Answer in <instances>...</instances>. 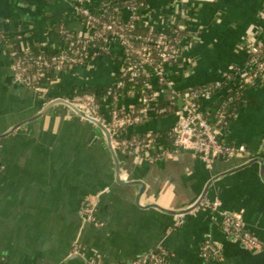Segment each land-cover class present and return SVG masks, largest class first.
I'll return each mask as SVG.
<instances>
[{"label":"crops","instance_id":"1","mask_svg":"<svg viewBox=\"0 0 264 264\" xmlns=\"http://www.w3.org/2000/svg\"><path fill=\"white\" fill-rule=\"evenodd\" d=\"M184 9L189 15L181 17V23L199 34L197 41L190 42L187 61L181 67H168L181 94L242 66L247 59L244 44L264 32V0H152L149 5L155 15L173 18ZM61 23L73 33L84 32L67 3L0 0V136L30 121L0 140V264H86L84 258L72 255L76 244L87 258L104 264L134 261L162 244L171 256L168 264H264V248L250 249L227 237L221 230L222 217L198 210L183 215L176 225L180 216L174 214L195 204L208 189L206 200L219 201L226 213L240 214L247 229L264 244L260 162L223 176L246 162L217 160L207 169L190 152L153 163L118 154L119 182L106 136L95 124L64 104L34 119L50 99L89 92L102 96L122 68L123 52L115 46L111 56L96 59L91 68L53 73L46 82L45 99L21 85L1 33L12 36L23 31L31 42L57 52L65 46L54 33ZM153 84L162 106L174 101L172 91L156 80ZM247 96V104L223 137L246 146L256 159L263 156L264 147V80ZM136 102L129 96L121 99L125 108L137 106ZM176 122L173 113L154 115L130 129L128 137L165 136ZM166 145L165 140L157 144ZM98 193L99 225L95 226L82 220L80 206ZM206 238L221 246L222 260H202L200 249Z\"/></svg>","mask_w":264,"mask_h":264},{"label":"built area","instance_id":"2","mask_svg":"<svg viewBox=\"0 0 264 264\" xmlns=\"http://www.w3.org/2000/svg\"><path fill=\"white\" fill-rule=\"evenodd\" d=\"M46 1L67 3L84 25V32L73 33L65 24L58 25V33L65 46L57 52H48L44 44L31 42L30 35L23 31L12 36L2 32L1 39L12 72L21 85L45 99L48 96L46 82L53 73L72 71L82 66L91 68L96 59L111 56L113 48L117 46L123 52L122 68L116 83L101 97L79 93L71 98L50 99L48 103L64 100L98 121L110 134L112 151L117 156L122 154L134 161L143 159L153 163L171 159L181 152H190L201 159L207 169H212L217 160L239 158L247 163L255 159L246 146L228 143L224 139V111L216 115L215 124L207 119L209 107L205 103L213 104L223 90L233 87L225 82L231 80L228 74L234 73L235 69L215 81L190 87L185 94L177 92L176 83L169 77L168 67H181L187 61L185 54L190 42L198 40L199 33L188 29L180 21L181 17H188V10H180L181 16L173 18L155 15L149 10L152 0ZM244 49L250 57L249 62L237 70L236 75L242 79L243 86L260 83L264 80V32L255 33L244 44ZM34 50H38L37 53ZM194 64L191 62L190 65ZM154 80L174 93L175 99L168 106L172 108L170 113L176 116L177 122L165 136L147 133L142 137L130 138V129L145 124L154 115L160 117L169 114L167 107H160ZM128 85L133 86V89L127 91ZM137 87L141 90H137ZM126 91V96L136 99L137 106L125 108L121 104ZM161 140H165L167 145L158 147ZM261 153L264 159V147ZM2 169L0 156V171ZM100 197L98 193L82 201L80 213L85 223L99 225L97 208ZM198 210L209 211L213 217H222L221 230L227 237L250 249L264 248L261 240L247 229L242 216L224 212L219 201L204 199L193 211ZM183 215H178L180 220L176 225L180 224ZM72 255L84 258L86 264H104L98 259L87 258L78 244L74 245ZM200 256L204 262L220 261L223 250L211 238H206L201 245ZM170 257L162 244L154 253L144 254L134 261L111 264H168Z\"/></svg>","mask_w":264,"mask_h":264},{"label":"trees","instance_id":"3","mask_svg":"<svg viewBox=\"0 0 264 264\" xmlns=\"http://www.w3.org/2000/svg\"><path fill=\"white\" fill-rule=\"evenodd\" d=\"M55 33V37H60L58 34V32L54 31ZM38 50H34L35 53H37ZM249 56L247 55V59L244 62V64L242 66H236L234 69V73H229L228 75H230L231 80L226 81L225 84L227 85L228 83L232 84L233 87L232 88H228L225 89L221 92V94L219 95V97L217 98V100L211 104V106L209 107V112L207 115V119L209 120L210 123L215 124L216 123V115L220 112V111H224L226 113V117H225V124H224V129L227 130L231 124V122L234 120L235 116L237 115V113L243 109L245 107V105L247 104V100H248V96H247V92L248 90H250L251 88H256L259 83L253 84V85H244L241 83L242 79L239 78L236 73L238 72L237 70L242 69L243 67L247 66V63L249 62ZM142 86L139 85V87ZM136 88V87H135ZM133 89V86L128 85L126 90H130ZM137 90H141V88L137 87ZM124 93V96H126L127 94ZM90 94H94V92H89ZM104 94V93H102ZM97 97H101L98 96V94H94ZM160 107H167L168 108V113H170L172 111V108L170 106H160Z\"/></svg>","mask_w":264,"mask_h":264},{"label":"water","instance_id":"4","mask_svg":"<svg viewBox=\"0 0 264 264\" xmlns=\"http://www.w3.org/2000/svg\"><path fill=\"white\" fill-rule=\"evenodd\" d=\"M57 104H65V105L69 106V107H70V108H71V109H72V110H73V111H74L79 117H81V118H83V119H86V120L92 122L93 124H95L97 127H99V128L104 132V134H105V136H106L107 143H108V147H109V149L112 151V149H111V138H110V134L108 133V131H107V130H106V129H105V128H104V127L98 122V121H96L95 119H93V118L87 116L85 113L79 111V110L76 109L72 104H70V103H68V102H65L64 100H55V101H53V102L48 103V104L45 106V108H44V109H43V110H42V111H41V112H40V113H39L34 119H36V118L42 116V115L45 114V113H46L51 107H53L54 105H57ZM34 119H32V120H34ZM28 122H30V121H28ZM28 122H27V123H28ZM27 123H23V124H21V125H18L17 127H15L14 129H12V130H11L9 133H7L6 135L0 136V140L3 139V138L6 137V136L12 134V133H13L14 131H16L18 128H20L21 126H23V125H25V124H27ZM112 155H113V157H114V161H115V164H116V176H117L116 178H117V180H118L119 182H121V179H120L119 161H118L117 155H116L113 151H112ZM255 162H260V163H261L262 168H263V169H262L261 177H262V179L264 180V159H263V157L253 159V160H251V161L245 163L244 165H242V166H240V167H238V168H236V169H234V170H232V171L227 172V173H226L225 175H223V176H226V175L232 174V173H234V172H236V171H239V170H241V169H243V168H246V167L252 165V164L255 163ZM137 184L143 186L142 183H137ZM142 190H144V188H143ZM207 191H208V189H207ZM207 191H205V193L200 197V199H199L195 204H193L191 207H189L188 209H184V210H182V211H178V212H176V213H174V214H175V215L188 214V213L192 212L193 210H195V209L199 206L200 202L206 198ZM153 207H156V208H158V209H161V210H163V211H165V212H167V213H172V212L166 211V210H164V209H162V208H160V207H158V206H156V205H153Z\"/></svg>","mask_w":264,"mask_h":264}]
</instances>
